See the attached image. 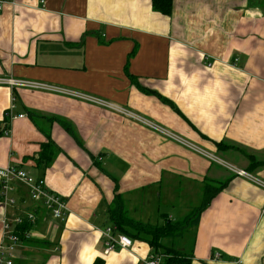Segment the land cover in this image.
<instances>
[{
	"label": "crops",
	"instance_id": "obj_1",
	"mask_svg": "<svg viewBox=\"0 0 264 264\" xmlns=\"http://www.w3.org/2000/svg\"><path fill=\"white\" fill-rule=\"evenodd\" d=\"M152 3L7 0L0 80L42 81L128 109L264 182V164L257 165L264 161V0H173L170 15ZM12 106L23 117L0 136V167L44 179L70 211L56 220L40 206L32 238L16 247L13 264H144L154 249L143 240L104 252L112 178L132 217L143 221L149 216L140 191L164 179L170 188L180 180L200 192L229 180L198 225H189L191 244L163 243L191 254V264H264L262 184L104 103L0 83V126ZM51 140L60 149L50 165L39 164L38 152ZM13 186L16 204L6 205L0 179V244L6 216L37 208L26 186ZM179 210L178 219L164 214L176 222L193 211L181 202Z\"/></svg>",
	"mask_w": 264,
	"mask_h": 264
},
{
	"label": "built area",
	"instance_id": "obj_2",
	"mask_svg": "<svg viewBox=\"0 0 264 264\" xmlns=\"http://www.w3.org/2000/svg\"><path fill=\"white\" fill-rule=\"evenodd\" d=\"M7 0H0V10L4 8V4ZM14 2V0H8ZM0 83H8L13 87H25L35 90H44L50 92H57L61 94H66L69 96L77 97L80 99L93 101L97 103H104L106 106H109L111 109L124 113L128 116H131L143 124L151 127L164 135L180 142L185 145H188L190 148L200 152L201 154L208 157L213 162H216L227 169L233 171L235 174L246 176L257 183H260L264 186V182L256 179L252 174L246 172L245 170L239 169L237 166L231 164L230 162L220 158L219 156L211 153L209 151L203 150L196 144L182 138L181 136L153 123L152 121L143 118L128 109L116 107L111 103H105L101 99L90 96L86 93L79 92L76 90H70L67 88L59 87L54 84H49L42 81L34 80H25L17 78H2ZM13 107L6 114V120L2 126H0V134L9 135L11 133V123L12 120L16 118L23 117V114L16 115L13 113ZM0 179H1V195L4 203L6 205H15L16 200L13 196H10L11 191H13L14 183H20L27 187L28 192L32 200L36 203L37 206L43 207L47 210L51 216L55 219L65 220L69 214V207L66 199L62 197L57 192L49 189L46 186L45 180L42 178L34 177L30 172L23 168H19L13 165L7 167H0ZM29 220L31 222H36L37 214L34 210H27L23 214H17L14 216H6L3 220V241L0 244V261L4 260L5 255H9L7 259V264H13L12 253L16 247L21 244L22 240L20 238L19 232L15 231V227L20 225L23 221ZM104 235L106 236V248L105 253L108 254L110 251L115 250L118 247L128 248L133 245V239L128 235L123 233H115V226H107L103 230ZM25 236L30 238L32 236V230L28 231ZM219 256V254H216ZM165 256L163 253H151L145 260L144 264H165Z\"/></svg>",
	"mask_w": 264,
	"mask_h": 264
},
{
	"label": "trees",
	"instance_id": "obj_3",
	"mask_svg": "<svg viewBox=\"0 0 264 264\" xmlns=\"http://www.w3.org/2000/svg\"><path fill=\"white\" fill-rule=\"evenodd\" d=\"M153 8L155 11L161 12L165 15H170L172 13L173 0H153ZM66 129L75 137L74 131L71 125L64 124ZM2 134H0L1 136ZM78 141V139H77ZM79 142V141H78ZM220 147H224L225 144L218 143ZM60 149L55 142L52 140L42 144L41 150L38 152L36 161L39 164H44L46 166L50 165L55 158V155ZM92 159L96 164L99 165L97 160L92 156ZM264 164L263 162H258L257 165ZM115 181L116 195L113 204L109 209V219L111 220L113 226H115V233H123L128 235L130 238L143 240L148 242L154 249V253H163L165 256V264H191V254L181 252L174 247L165 245L164 238L168 236L179 235L181 228L185 226H197L202 211L209 205L211 200L226 187L229 180L222 182H213L206 185L204 189V201L198 206L193 212H191L183 221L173 222L168 214H162L165 223L162 225L155 224L149 221H143L132 217L125 202L123 195L118 193L119 182L118 179L112 178ZM2 196V195H1ZM39 207L32 209L37 214L36 222H31L29 220L23 221L20 225L15 227V231L20 235L22 241L31 240L32 237L27 238L25 234L35 228L39 220ZM94 264H104L102 259H97Z\"/></svg>",
	"mask_w": 264,
	"mask_h": 264
},
{
	"label": "rangeland",
	"instance_id": "obj_4",
	"mask_svg": "<svg viewBox=\"0 0 264 264\" xmlns=\"http://www.w3.org/2000/svg\"><path fill=\"white\" fill-rule=\"evenodd\" d=\"M165 180L166 179H164L159 185L157 184L149 190L140 191L142 192L141 196H144L143 199H141L143 211H147L149 216V219H147V221L155 224L163 223L164 220L161 213L174 215L177 219L181 218L182 215H180L179 210L180 202L183 203V205L186 204L187 210H195L203 203L205 199L204 193H201L203 192V190H201L200 192V190L193 187L191 183H187L186 181L179 183L180 180H178L179 182L174 180V187L170 188L167 186V182ZM150 211L152 212V214L150 213ZM183 220L184 218L181 221ZM179 231L185 234L183 236H168L164 238V241L168 242L170 240L174 243H181L182 241L185 242L186 240L188 244H191L193 240V228L189 229V226H185Z\"/></svg>",
	"mask_w": 264,
	"mask_h": 264
}]
</instances>
